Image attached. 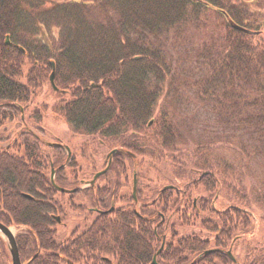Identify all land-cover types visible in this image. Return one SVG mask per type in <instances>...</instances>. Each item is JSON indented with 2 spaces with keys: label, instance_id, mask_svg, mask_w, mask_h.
<instances>
[{
  "label": "trees",
  "instance_id": "obj_1",
  "mask_svg": "<svg viewBox=\"0 0 264 264\" xmlns=\"http://www.w3.org/2000/svg\"><path fill=\"white\" fill-rule=\"evenodd\" d=\"M225 14L257 34L232 29ZM218 18L221 24L215 21ZM187 32L206 35L189 47L196 67L191 87L198 102L215 113L219 124L238 129L264 147V0H0V125L8 116L19 119L43 85L50 86L53 60L54 83L59 88L50 87L55 96L53 113L62 115L73 133L97 138L109 150L117 149L94 185L58 192L50 181L51 166L54 183L65 189L79 185L82 168L77 169L71 150L68 157L63 146L45 143L42 147L36 139L41 131L35 126L42 115L30 114L32 141L24 143L30 170L23 165V156L14 158L0 150V223L24 226L32 232L30 238L22 233L15 236L21 263L30 262L28 252L36 243L49 246L50 214L56 203L68 205L64 195L73 199L84 192L91 206L109 208L122 186L116 163L129 162L138 185L141 160L180 162L178 153L187 149L194 176L175 186L180 194L174 192L171 197L172 190H165L157 200L154 188L147 197L138 192L134 201L130 193L121 206L114 205V214L95 218L79 237L59 240V256L63 257L59 264H150L161 242L158 264H216L214 260L235 264L225 250L205 256L202 236L176 237L171 231L175 240L166 239L161 235L165 222L155 224L159 209L174 211L172 217L181 225L193 218L192 224L198 222L202 227L199 202L219 187L215 177L227 190L241 191L238 182L228 185L233 171L223 174L225 162L214 156L221 142L214 146L207 136L187 141L172 118V101L187 84L176 77L181 74L173 68L167 42ZM6 35L11 44H5ZM3 134L0 142L5 140ZM243 152L239 147L235 150L240 160L247 155ZM102 165L98 170L105 162ZM203 171L213 174L198 176ZM99 180L104 181L102 185L96 183ZM199 187L203 190L190 200L189 192ZM247 190L264 208V185L261 190L250 186ZM69 208L75 209L71 203ZM240 226L235 241L246 234L248 223L244 229ZM234 234L223 231L224 249H229ZM245 256V264H264V248H248ZM33 261L44 262L40 258ZM0 264H10L1 237Z\"/></svg>",
  "mask_w": 264,
  "mask_h": 264
},
{
  "label": "rangeland",
  "instance_id": "obj_2",
  "mask_svg": "<svg viewBox=\"0 0 264 264\" xmlns=\"http://www.w3.org/2000/svg\"><path fill=\"white\" fill-rule=\"evenodd\" d=\"M215 21L218 24L222 23V20L219 18ZM54 34H56V30H54ZM205 36V32L194 34L187 32L185 35L167 42L168 53L170 61L174 66L173 68L177 69L181 74H178L176 77L183 78L184 80L181 81V83L187 84L185 88L179 90L180 95L173 99L172 104L174 107L171 106L170 109L171 112H173L172 118H174L185 140L188 141V139L193 138L199 141L201 138L207 136L208 139L214 142V146H216V141L219 140L221 142L220 146L213 152L214 156L222 158L221 160L225 162V171L223 174L233 171L232 179H234L232 180L230 177L228 179L231 180V182H229L230 184L226 181L225 183L232 187V182L234 184L238 182L241 191L240 193H234L222 186L218 200H216V205L218 207L219 205L222 206L225 210L232 206H238L243 213L249 214V217L243 214L245 221L243 222L244 226H242V228L244 229L245 224L248 223L246 234H244L242 238L240 237L237 239L231 248L229 247L239 264H245L247 260H245V254L248 248L254 246L264 248V208L253 199L249 193L250 191L247 190L248 186L253 190H255V187L261 190V185H264V147L257 141L254 140L253 142L248 136L241 134L238 129H234L231 126L225 127L222 123L219 124L215 117V113L209 112L210 109L207 105L198 102L194 89L191 87L192 77L194 72H196V67L190 59L189 52H191V48L189 49V47L203 41ZM54 99L55 96L51 92L50 86L44 84L31 104L25 109L24 113L26 115L32 112L41 114L42 117L38 124L45 139L48 142H59L60 144L68 146L73 153L76 164L79 165V169L82 168L81 171L83 172L80 177L90 179L92 176H89L90 172L93 173L103 166L102 164L104 163L109 148L101 145L97 138L92 139L90 136L73 133L69 129L64 117L56 112L57 115L53 113L54 111L51 109V105ZM33 124V119L31 118L32 127ZM237 147H239L240 150L244 149L243 153L247 154L242 156L241 160L239 155L235 153ZM190 155V151L185 149L182 153H178L180 162L173 161L169 162V164L168 161H164L165 159L152 160L147 157L146 159L142 158L143 160H141L140 163L141 178L138 177L140 195L147 197L146 195L148 192H151L156 186H163L169 183L182 186V181L192 178L193 175L190 171ZM235 158H237V160ZM122 160L116 163L120 173V181L122 180V186H120L116 192V207L123 204L122 199L126 200L130 198L131 191V168L128 169L130 164L126 160L123 162ZM236 161L239 162L237 163ZM176 172L178 174H176ZM102 182L104 181L99 180L96 183L101 184ZM202 190L203 188L199 187L189 192L190 200L196 193ZM239 195L243 197V200H240L241 197ZM73 199H70L68 195H64L63 198L64 201L68 202V205L64 206L65 209L68 210V217L74 214L73 210H69L71 209L69 208L70 203L73 206L78 203H82L84 207L91 206L88 201V196H86L84 192L75 195ZM186 214L189 215L190 211L186 210ZM172 219V230L176 234V237L202 236L201 226L198 222L192 224L193 218L188 225H181L180 221L174 217H172ZM11 230L15 236L24 232L23 230L19 231L13 228H11ZM232 230L233 233H237L235 229ZM252 231V236H250L249 234ZM169 238L175 240V238L171 237L168 233L166 239ZM224 246L226 247V244L223 245V247ZM218 262V260H214V263L220 264Z\"/></svg>",
  "mask_w": 264,
  "mask_h": 264
},
{
  "label": "flooded vegetation",
  "instance_id": "obj_3",
  "mask_svg": "<svg viewBox=\"0 0 264 264\" xmlns=\"http://www.w3.org/2000/svg\"><path fill=\"white\" fill-rule=\"evenodd\" d=\"M8 117H6L3 124L0 125V132H4L2 137L5 139L4 141L0 142V150L8 152V154L14 158H20L21 156H23V165L26 167V170L29 171L30 160L27 159V157L24 155V150H25L24 143L26 142L30 144L32 141L31 115L30 114L26 115L24 111H21L19 114V119H17L16 116L14 115H12L11 118ZM35 126L40 128L38 122L35 124ZM40 131H42L41 128ZM36 137H37L36 138L37 141L41 143L42 147L45 145V143L46 144L49 143L41 132L37 133ZM52 143H58V142H52ZM42 158H44V155H42ZM76 165H77V169H79V165L78 164ZM136 169H138V167H136ZM133 173L135 172L134 171L132 172V177H133ZM205 173L213 174L212 171H203L198 176H203V175L207 176V174ZM218 178L215 177V180L217 181L219 187L214 192V194L205 195L202 198V201L199 202L201 205V209L199 212L202 223V227H201L202 239L206 243V248L203 252L205 256L210 252H223L224 250L223 245L225 242L222 235L223 231H229L235 229L238 233V231L240 230V224L244 226L243 222L245 221L244 219L245 217L243 214H245L246 217H249V214L243 213V211L240 210L238 206H232L227 210H225V208H223L222 206L219 205L218 207L216 205V200H218L219 193L222 189V182H220L222 180ZM87 180L88 179H83V178L79 179V185H78L79 189L84 188L83 183L86 182ZM167 185L172 187L164 188ZM175 186L176 185L170 183L163 186H156L155 188L156 195L154 196V198L158 200V197L161 196V192L169 189L172 190L171 197H174V192H179V189L176 190L177 188ZM131 190H132V181H131ZM57 191L59 192V190ZM138 192L139 189L136 179V194ZM112 201L110 202V204L112 203ZM113 204L115 205L114 202ZM74 208L75 209H72L74 211V214L71 217H68L69 216L68 210L65 209L64 205L59 204V202L54 205L55 212H52V214H50L53 224L49 229H51L53 233L49 236V246L41 247L38 243H36L33 250L30 248L28 252V259L31 260L27 264H36V262L33 261L36 258H40V260L43 259L44 262L41 264H59V259L61 261L63 259V257L59 256V240L61 242L64 239L70 238L71 236L79 237L80 234H82L88 228V225H90V223H92L95 220V218H98L100 215H104V214H109V215L114 214L113 211L116 210V208L114 207L109 210L108 207L93 206V205L84 207L82 203L76 204ZM133 211L135 212V209H133ZM137 211L139 212V209H137ZM239 211L242 214L241 217H239V213H238ZM164 212L165 211H161L159 209L157 210V214L159 218L155 223L157 226L160 225L162 226V223L165 222V224L163 223L164 231L161 234L162 237H166L168 233L171 236V231H173L172 230L173 224L171 225L170 218L173 216V213H175L174 211H170L168 213H164ZM15 229L19 231L23 230L24 232H22V234H26L27 238L31 237L32 232L30 231L29 228L20 225L19 226L15 225ZM237 233L232 236L228 248L229 247L231 248V246L233 245L235 238L238 235ZM228 250L229 249L226 248L225 250L226 255ZM206 251L208 252L206 253Z\"/></svg>",
  "mask_w": 264,
  "mask_h": 264
},
{
  "label": "water",
  "instance_id": "obj_4",
  "mask_svg": "<svg viewBox=\"0 0 264 264\" xmlns=\"http://www.w3.org/2000/svg\"><path fill=\"white\" fill-rule=\"evenodd\" d=\"M225 18H226V21H227L228 25L232 29H235V30H237L239 32H243V33H246V34H249V35L257 34V31H252V30H249V29H247V28H245V27H243V26H241L239 24H236L226 14H225ZM5 44H11V43H9L8 36L7 35L5 36ZM50 64H51V71H50V73L48 75V81H49V84H50V87L52 88V90L59 91V88L54 83V61L53 60H50ZM151 122H152V120H150L148 122V124H150ZM49 144L51 145V143H49ZM53 145L61 146L60 143H53ZM64 148H65V150L67 152V156L69 157L70 156V149L66 145H64ZM116 151H117V149L115 148V149L110 150L106 154V156H105L106 166L103 169L95 172L90 180H88V181H86V182L83 183L84 186H86V185L92 186L94 184L95 180L101 174H103L106 171L107 167L110 164L111 156ZM127 154H129L133 159L136 158V156L134 154L130 153V152H127ZM53 174H54V168L51 167V171H50V180H51V183L53 184V186L55 187V189L59 190L60 192H75L76 190L79 189V186H77L75 188H72V189H65V188H61V187L57 186L54 183V181H53ZM169 187H172V186H165L164 188H169ZM135 190H136V176H135V173H133V178H132V191L131 192H132V197H133V200L134 201L137 200L136 199V192H135ZM25 196L30 197L29 195H25ZM194 201H195V199L193 200V202ZM112 208H113V203L111 204L109 210L112 209ZM0 237H1V239L3 240V242L5 244L6 251H7V254H8V257H9L10 264H27L28 263V262L21 263L20 258H19V253H18V248H17L16 240H15V235L13 234V232H12V230H11V228L9 226H6V225L0 223ZM162 248H163V243L161 242L159 248L156 250V252L152 256V260H151V263L150 264H158L157 261H156V256L159 254V252L161 251ZM207 252L208 251H206V253ZM227 255L229 256V258L235 264H239V263H236L235 258L231 254L230 250L227 251ZM102 259L105 260V261L108 260L106 257H103Z\"/></svg>",
  "mask_w": 264,
  "mask_h": 264
}]
</instances>
